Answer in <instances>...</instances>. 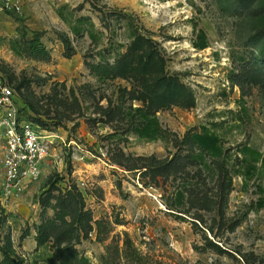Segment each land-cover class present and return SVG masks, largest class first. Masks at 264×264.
Instances as JSON below:
<instances>
[{
    "label": "rangeland",
    "instance_id": "obj_1",
    "mask_svg": "<svg viewBox=\"0 0 264 264\" xmlns=\"http://www.w3.org/2000/svg\"><path fill=\"white\" fill-rule=\"evenodd\" d=\"M158 74L174 98L149 110L173 135L146 140L129 118ZM0 75L17 118L54 134L39 178L0 195V260L9 237L22 264H62L36 227L80 212L72 264H264V175L235 170L243 145L264 155V0H0ZM203 129L228 153L227 194L214 158H185L183 136Z\"/></svg>",
    "mask_w": 264,
    "mask_h": 264
},
{
    "label": "trees",
    "instance_id": "obj_2",
    "mask_svg": "<svg viewBox=\"0 0 264 264\" xmlns=\"http://www.w3.org/2000/svg\"><path fill=\"white\" fill-rule=\"evenodd\" d=\"M72 29L75 33L78 32L76 27H72ZM197 36L198 39L195 46L199 49L207 47V38L203 30H199ZM145 40L149 42L150 39ZM61 41L63 43L65 55L67 57L70 56L72 46L69 37L65 34H62ZM36 45L37 41H33L30 45L31 48H35L34 52L36 50ZM39 46V49L36 50L35 53L38 55H47V51L43 45L40 44ZM153 54V49L147 51L144 61L145 64L151 59ZM88 67L92 73H95L101 77H108L114 69V66L108 63H89ZM171 83L172 80L170 77H166L164 74H158L155 76V78L145 84L149 104L147 105L146 109L143 107L132 108L134 114L129 118L132 128L139 137L146 140H167L171 135H173L171 131L161 126L157 117L155 116V110H149L152 106H154V108H158L161 105L167 104L163 97L164 95L161 94L164 90L168 91ZM166 95L171 96L172 93ZM173 98L174 97L172 95V99ZM178 103L185 104L183 102ZM182 141L189 145L188 147L190 151L186 153V159L201 164L204 160V155L214 158L215 165L220 171L218 174H220L222 178L220 193H222V190H224V194H227L232 183V176L230 175L229 170L225 168L224 162L226 161L228 153H225L219 137L216 134L203 129L202 131L198 132H187L183 136ZM195 148H197V151ZM236 159L238 163L236 164L235 170L237 175L244 179V184L246 183V179H248L255 170L264 175V155L259 151L251 148L250 146L243 145L241 149H239ZM257 163H259L258 167ZM260 206H263V204ZM45 208L46 206H44L42 209V213L44 212ZM83 217L84 216L80 212H76L70 221L66 222L64 219L65 213L62 212L59 218L61 225L64 227L59 228L56 231H52L56 228L54 223L50 222L48 224V221L42 222L36 227V247L43 245L49 236H53L56 241V250L63 258L62 264H72V260L75 257L71 253L70 245L73 240L79 239V225L82 224L81 220ZM1 251L2 259L0 260V264H22L21 260H15L13 258V249L9 237H6V241L2 246Z\"/></svg>",
    "mask_w": 264,
    "mask_h": 264
},
{
    "label": "built area",
    "instance_id": "obj_3",
    "mask_svg": "<svg viewBox=\"0 0 264 264\" xmlns=\"http://www.w3.org/2000/svg\"><path fill=\"white\" fill-rule=\"evenodd\" d=\"M13 97L12 87L0 75V195L5 198L39 178L54 137L46 127L17 118Z\"/></svg>",
    "mask_w": 264,
    "mask_h": 264
}]
</instances>
